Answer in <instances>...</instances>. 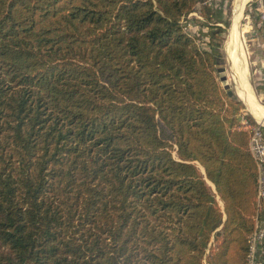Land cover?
<instances>
[{"label":"trees","instance_id":"16d2710c","mask_svg":"<svg viewBox=\"0 0 264 264\" xmlns=\"http://www.w3.org/2000/svg\"><path fill=\"white\" fill-rule=\"evenodd\" d=\"M205 1L0 0V264H249L257 123Z\"/></svg>","mask_w":264,"mask_h":264},{"label":"rangeland","instance_id":"374dc122","mask_svg":"<svg viewBox=\"0 0 264 264\" xmlns=\"http://www.w3.org/2000/svg\"><path fill=\"white\" fill-rule=\"evenodd\" d=\"M257 1L260 0H245L244 9L242 10V17L240 20L237 18V0H206L203 3H200L196 6L195 11L191 13L190 18H185L183 23H190V32L198 35V41L201 47L210 49V44L212 39L210 38L212 31H219L217 36V43L219 47L220 58L218 63V68H226L225 72L218 73L219 79L222 86H225L227 83L231 85V89L235 92L238 90L240 82H238L236 76L237 72L234 67V61L230 58V44L233 43L235 39V28L238 25V32L240 44L242 45V51L244 56V69H245V83L248 85V89H251L252 94L254 95L256 101L264 107V96L262 95L264 91H261L262 86L258 85L257 80L255 81V71L254 66L251 60L252 50L255 45L254 42L256 34L258 38H264V28H257L255 26V16L254 13L257 7ZM253 3L256 4V7L253 6ZM215 9L221 12L220 15H216ZM206 12V15L203 13ZM237 13V14H236ZM259 15V14H258ZM221 20V22H219ZM239 20V21H238ZM205 28V29H204ZM201 29H204L202 32ZM206 37V39H205ZM209 37V38H208ZM232 64H231V62ZM227 76L228 80L222 81V76ZM252 87V88H251ZM225 88V87H224ZM254 91H253V90ZM264 90V89H263ZM232 98H235L236 101H240L243 105L241 113L238 114V118H241V121L244 116L254 118L256 117L251 111L249 106L240 99V96L234 94ZM254 116V117H253ZM255 119L257 125H262L264 130V121L256 117ZM260 225H264V211L260 217ZM253 261L254 264H264V238L258 239L255 243V248L253 252Z\"/></svg>","mask_w":264,"mask_h":264},{"label":"built area","instance_id":"2783aa9c","mask_svg":"<svg viewBox=\"0 0 264 264\" xmlns=\"http://www.w3.org/2000/svg\"><path fill=\"white\" fill-rule=\"evenodd\" d=\"M257 11L261 21L264 24V3L262 0L257 1ZM191 24L186 23V30L190 31ZM250 151L255 158L258 165V198H259V213L256 216V229L250 236L251 251L249 255V264H254L253 252L255 248V243L258 239L264 238V225H260V217L264 211V130L262 125H256L253 128L250 142Z\"/></svg>","mask_w":264,"mask_h":264},{"label":"crops","instance_id":"0c3cea01","mask_svg":"<svg viewBox=\"0 0 264 264\" xmlns=\"http://www.w3.org/2000/svg\"><path fill=\"white\" fill-rule=\"evenodd\" d=\"M190 15H191V13L188 15V17L187 18H190ZM205 29V28H204ZM204 29H201V31L203 32L204 31ZM219 35V31H212V33H211V36H210V38L212 39V41H215L216 42V40H217V36ZM256 37L255 38H257L255 41L256 42H254V45H255V47H254V49L252 50V56H251V60H252V63H253V66H254V71H255V81L257 80V82H258V85H261L262 86V88H261V91H264L263 89H264V38L262 37V38H258L259 36H258V34H256L255 35ZM209 38V37H208ZM205 39H206V37H205ZM212 46V45H211ZM242 54H243V52H241ZM231 62V61H230ZM231 64H232V62H231ZM244 64H241L240 65V67L237 69L235 66V70H236V72L238 71V70H240V71H238L237 72V80H238V82H240V83H242V85L240 84L239 85V88H238V90H237V92L235 91V93L238 95V96H241V100H242V98H243V102H245V100L246 99H248L249 98V100H246V103L248 102V104H247V107H248V105H251V102L253 103V101H256V100H254L255 99V97H254V95H252V94H249V92H247V84L244 82L245 80V76H244V74H245V69H244ZM243 77H244V79H243ZM243 81V82H242ZM246 86H245V85ZM241 86H243V87H241ZM245 86V87H244ZM252 88V87H251ZM243 91H242V90ZM253 90V89H252ZM248 91H250V90H248ZM254 91V90H253ZM241 92L242 93H244V94H241ZM250 93H252V92H250ZM263 96H264V93L262 94ZM245 96V97H244ZM251 96L253 97V100H251L250 98H251ZM249 101H250V104H249ZM257 102V101H256ZM258 103V102H257ZM259 104V103H258ZM260 105V104H259ZM261 107V106H260ZM263 107V106H262ZM261 107V108H262ZM250 108V111L256 116V117H258V114H257V112L256 111H252L253 109H251L252 108V106H250L249 107ZM263 110H262V112L264 113V107L262 108ZM257 114H255V113ZM259 118V117H258ZM199 166H200V168H201V171L202 170H204V168L203 167H201V165L199 164ZM205 171V170H204ZM205 173V172H204ZM208 183L210 184V185H212L213 187H214V185H213V183L212 182H210V181H208ZM221 204H223V202H221Z\"/></svg>","mask_w":264,"mask_h":264},{"label":"bare ground","instance_id":"6f19581e","mask_svg":"<svg viewBox=\"0 0 264 264\" xmlns=\"http://www.w3.org/2000/svg\"><path fill=\"white\" fill-rule=\"evenodd\" d=\"M238 1V4H237V13H238V19L240 20V18L242 17V10L244 9V5H245V0H237ZM236 13V14H237ZM238 20V21H239ZM238 25H236V28H235V39H234V41H233V43H231L230 44V48H229V51H230V58L231 59H233V61H234V66L238 69L239 67H240V65L241 64H244V56H243V54L241 53V51H242V45L240 44V38H239V35H240V33L238 32V27H237ZM238 71H240V70H238ZM237 71V72H238ZM238 75V74H237ZM237 78V77H236ZM243 79H244V77H243ZM245 80V79H244ZM243 82V81H242ZM245 82V81H244ZM241 85H242V83H240ZM248 84V83H247ZM245 85V84H244ZM246 86V85H245ZM244 86V87H245ZM241 87H243V86H241ZM247 87V92H249V94H252V93H250L251 92V89H248V85L246 86ZM238 88H239V86H238ZM242 90V89H241ZM248 90H250V91H248ZM243 91V90H242ZM245 93V92H244ZM244 93H242L241 92V94H244ZM246 94V93H245ZM244 94V95H245ZM247 95V94H246ZM245 95V96H246ZM253 95V94H252ZM244 96V97H245ZM240 98H241V96H240ZM251 100H253V97L251 96V98H250ZM242 100H243V98H242ZM246 100H249V98L248 99H246ZM246 100H245V103H246ZM254 100H256V99H254ZM244 101V100H243ZM246 104H248V102L246 103ZM249 104H250V101H249ZM249 107L250 106H252V108L251 109H253L252 111H256L257 112V114H258V117H259V119H262L263 121H264V113L262 112V106L261 105H259L256 101H253V103L251 102V105H248ZM262 108H261V107ZM255 113V112H254ZM256 114V113H255ZM256 114V115H257Z\"/></svg>","mask_w":264,"mask_h":264},{"label":"water","instance_id":"95a60500","mask_svg":"<svg viewBox=\"0 0 264 264\" xmlns=\"http://www.w3.org/2000/svg\"><path fill=\"white\" fill-rule=\"evenodd\" d=\"M225 70H226V68H221V69H219V72L222 73V72H225ZM221 80H222V81H226V80H228V78H227V76L224 75V76L221 77ZM224 87H225V89L227 90L229 96L233 97L234 94H236V93L231 89V85H230L229 83H227ZM253 117H254V116H253ZM254 118L257 119L256 117H254ZM239 119L241 120V118H239ZM202 172L204 173L205 171L202 170Z\"/></svg>","mask_w":264,"mask_h":264}]
</instances>
